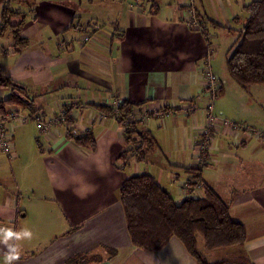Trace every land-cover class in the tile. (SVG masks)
I'll use <instances>...</instances> for the list:
<instances>
[{"label": "crops", "instance_id": "0c3cea01", "mask_svg": "<svg viewBox=\"0 0 264 264\" xmlns=\"http://www.w3.org/2000/svg\"><path fill=\"white\" fill-rule=\"evenodd\" d=\"M250 1L0 0V16L4 8L22 16L19 36L27 42L15 52L10 30L0 36V76L21 85L32 111L53 121L44 134L34 123L17 125L12 155L0 152V264H197L175 238L157 251L133 247L117 190L127 177L145 173L176 204L187 198L182 170L197 168L195 147L206 123L201 61L207 53L214 61L219 32L241 28L234 18L242 22ZM191 8L207 37L186 24ZM88 23L98 28L83 43ZM211 69L229 87L216 102L219 120L202 184L245 227L246 241L242 248L223 249L227 255L205 258L264 264V135L232 110L234 100L224 106L227 92L239 88L229 82L226 67ZM9 97V87H1L0 100ZM123 100L166 112L140 125L156 138L159 151L143 163L131 161L126 171L116 168L122 127L93 107ZM187 103L196 105L192 114L168 113ZM60 114L73 125L54 124ZM70 129L91 132L94 150L76 145L77 137L66 138Z\"/></svg>", "mask_w": 264, "mask_h": 264}, {"label": "trees", "instance_id": "16d2710c", "mask_svg": "<svg viewBox=\"0 0 264 264\" xmlns=\"http://www.w3.org/2000/svg\"><path fill=\"white\" fill-rule=\"evenodd\" d=\"M16 1L27 4V0ZM152 7L155 5L152 4ZM243 11L246 17L242 22L234 18L235 25H241V28L227 30L236 33V39L226 53L225 67L229 77L246 91L253 85L264 86V0H251ZM14 17H19L16 24L12 22ZM0 20V36L9 29L15 52L25 49L27 42L19 36L22 16L4 8ZM212 26L215 27L214 24ZM1 87L10 89L9 99L3 101L5 104L31 114L38 113L32 111L31 101L21 85L0 76ZM140 105L123 100L116 111L110 106H93L113 117L123 129V150L117 158L120 164L116 165L118 170L126 171L131 161L143 163L149 154L159 151L156 138L141 128L140 121L129 119L132 109ZM67 122L69 126L73 125L70 119ZM65 135L72 138L70 131H66ZM75 143L91 151L95 147L94 137L89 131L75 138ZM182 172L186 177V194H191L199 186L202 192L200 198L187 197L176 204L154 177L145 173L129 176L119 186L117 197L131 245L139 250L157 251L175 238L197 264H252L246 257L206 260V253L242 248L246 240L245 227L232 221L229 207L212 189L202 184L200 168H187Z\"/></svg>", "mask_w": 264, "mask_h": 264}, {"label": "built area", "instance_id": "2783aa9c", "mask_svg": "<svg viewBox=\"0 0 264 264\" xmlns=\"http://www.w3.org/2000/svg\"><path fill=\"white\" fill-rule=\"evenodd\" d=\"M187 21L186 24L191 28L192 30L198 31L200 33H203L205 37H207L206 32L203 30L201 21L196 17L194 10L188 9L187 10ZM98 28L96 23H88L85 24L82 29V42L86 43L90 40L92 37V33L96 31ZM210 54L207 53V55L203 58L201 61V65L199 68L200 76L202 77V80L205 85V92H206V103H205V112H206V123L205 126L202 128L198 139L197 144L195 147L196 152V166L197 168L205 167L208 163V149L209 144L211 140V135L214 132V126H217L216 123L219 120V118L214 114V106L216 98L218 97V92L221 90L222 82L220 79H218L215 74L213 73L211 69L210 64ZM119 102L115 101L113 104V109L116 111L118 108ZM196 110V105L193 103H187L180 107H173L171 110L168 111H179L180 113L190 115ZM166 115V112H160V111H154V110H146L141 107H134L131 111V114L129 116V119L132 121H144L145 119H148L152 116H160L163 117ZM42 115L39 113L31 114L30 112L23 110L19 107H16L14 105H7L3 101L0 100V152L4 155L11 156L14 150L13 146V130L15 127L19 124H25V123H34L36 124L37 129L41 133H46L49 131L50 126L53 121L45 122L42 119ZM222 125L226 127H237L240 128L239 125L234 124L228 120H221ZM60 123H67L65 120L64 114H60L57 118V121L54 122V124ZM70 131L72 134V137H78L83 134L77 133L73 129L67 130ZM187 185L186 182L182 186V190L185 191ZM201 187L197 186L191 194L187 195V197L191 199H197L202 196Z\"/></svg>", "mask_w": 264, "mask_h": 264}, {"label": "rangeland", "instance_id": "374dc122", "mask_svg": "<svg viewBox=\"0 0 264 264\" xmlns=\"http://www.w3.org/2000/svg\"><path fill=\"white\" fill-rule=\"evenodd\" d=\"M203 30L205 31V27H203ZM219 34V42L212 46L214 61H212L211 64L213 67H216L217 69L222 71L225 69L226 50L231 47L233 41L236 39V33L234 34L221 31L219 32ZM231 80L232 79L229 77V82H231V84H233L235 87H238L239 89L232 90V93L227 92L226 99L224 100V106L227 107V99L228 101L234 100L237 103V106L232 107V110L234 112H237L241 117L240 119H243L247 125L256 129L258 133H263L262 135H264V86L253 85L250 86L249 89L244 91L241 86H239L235 81L232 80V82ZM221 81L224 83L222 84L221 91L218 92V97L215 101L214 114L216 102L222 93L223 87L224 90L229 87V85H225L226 82L224 80ZM241 94H243L242 97ZM227 253L228 252L225 250H219L210 252V256L227 255Z\"/></svg>", "mask_w": 264, "mask_h": 264}]
</instances>
